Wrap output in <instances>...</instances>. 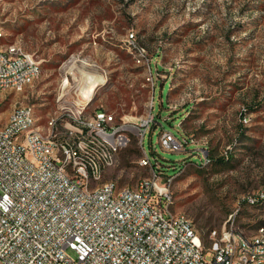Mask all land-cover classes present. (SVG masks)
Returning a JSON list of instances; mask_svg holds the SVG:
<instances>
[{
  "label": "rangeland",
  "instance_id": "obj_1",
  "mask_svg": "<svg viewBox=\"0 0 264 264\" xmlns=\"http://www.w3.org/2000/svg\"><path fill=\"white\" fill-rule=\"evenodd\" d=\"M0 24V43L19 39L41 67L30 87L6 95L0 120L18 100L45 125L68 75L61 104H85L81 91L92 95L86 116L103 108L127 125L130 142L102 181L136 186L153 172L139 164L146 154L171 178L172 210L205 238L223 225L245 234L264 225V0H0ZM130 33L150 59L153 95ZM70 70L94 73L98 86ZM150 110L156 121L141 135ZM162 129L190 141L163 149Z\"/></svg>",
  "mask_w": 264,
  "mask_h": 264
},
{
  "label": "built area",
  "instance_id": "obj_2",
  "mask_svg": "<svg viewBox=\"0 0 264 264\" xmlns=\"http://www.w3.org/2000/svg\"><path fill=\"white\" fill-rule=\"evenodd\" d=\"M7 34L0 24V39ZM128 38L153 95L147 51L132 33ZM71 70L73 81L98 86L94 73ZM40 75L39 61L19 39L0 43L1 105ZM69 82L65 75L45 125L32 104L18 100L0 120V264H264L263 224L251 234L223 225L205 238L185 213L172 210L171 178L162 179L146 154L139 164L153 172L136 186L102 181L130 142L127 125L103 108L86 116L92 95L81 91L85 104H61ZM152 120L150 110L141 135ZM158 139L178 151L190 141L164 129ZM256 198L263 200L264 191Z\"/></svg>",
  "mask_w": 264,
  "mask_h": 264
},
{
  "label": "trees",
  "instance_id": "obj_3",
  "mask_svg": "<svg viewBox=\"0 0 264 264\" xmlns=\"http://www.w3.org/2000/svg\"><path fill=\"white\" fill-rule=\"evenodd\" d=\"M153 114V113H152ZM159 115V114H158ZM153 119L155 120V116H154V114H153ZM156 121V120H155ZM161 132V131H160ZM184 137V139H186V140H189V138L187 137V136H183ZM207 233H208V231H207Z\"/></svg>",
  "mask_w": 264,
  "mask_h": 264
},
{
  "label": "bare ground",
  "instance_id": "obj_4",
  "mask_svg": "<svg viewBox=\"0 0 264 264\" xmlns=\"http://www.w3.org/2000/svg\"><path fill=\"white\" fill-rule=\"evenodd\" d=\"M84 87V86H83ZM85 92L87 93H92V89L91 88H88L87 90L85 89Z\"/></svg>",
  "mask_w": 264,
  "mask_h": 264
}]
</instances>
